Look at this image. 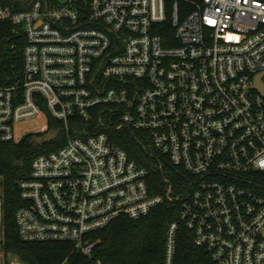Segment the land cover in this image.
Listing matches in <instances>:
<instances>
[{"label":"built area","instance_id":"1","mask_svg":"<svg viewBox=\"0 0 264 264\" xmlns=\"http://www.w3.org/2000/svg\"><path fill=\"white\" fill-rule=\"evenodd\" d=\"M0 25L15 38L0 143L43 138L50 119L67 135L19 183L23 243L108 264L93 233L180 201L158 264H177L180 228L214 264H264V0H0ZM75 119L143 133L188 192L151 194L147 170L106 133L71 137Z\"/></svg>","mask_w":264,"mask_h":264},{"label":"trees","instance_id":"2","mask_svg":"<svg viewBox=\"0 0 264 264\" xmlns=\"http://www.w3.org/2000/svg\"><path fill=\"white\" fill-rule=\"evenodd\" d=\"M14 41L11 27L0 25V68L13 62L10 48ZM47 131L57 133V138L46 144L38 142L42 135L35 134L25 136L18 143H0V255L5 264L14 257L25 264H88L82 256L71 255L69 244H27L18 235L15 215L22 206L19 183L29 177L32 162L37 156L56 151L67 143V135L60 122L50 119ZM100 132L106 133L131 160L147 170L151 194H163L170 185L175 196L186 195L189 177L160 157L143 133L125 128L107 131L97 121L75 119L71 121L69 135L84 138L88 133ZM258 178L264 184V174ZM180 206V201L158 206L137 221L121 217L93 233L92 240L99 241L95 258L108 264L161 263L165 234L168 226L178 220ZM176 263L214 264L203 250L194 246L191 234L183 228L178 233Z\"/></svg>","mask_w":264,"mask_h":264},{"label":"water","instance_id":"3","mask_svg":"<svg viewBox=\"0 0 264 264\" xmlns=\"http://www.w3.org/2000/svg\"><path fill=\"white\" fill-rule=\"evenodd\" d=\"M263 77H264V74L258 75L256 77L254 88L256 90H258L261 94L264 95V86L261 83V80H262ZM56 137H57V133H55V132H49L42 139H38V142H41L42 144H46V143L51 142Z\"/></svg>","mask_w":264,"mask_h":264},{"label":"rangeland","instance_id":"4","mask_svg":"<svg viewBox=\"0 0 264 264\" xmlns=\"http://www.w3.org/2000/svg\"><path fill=\"white\" fill-rule=\"evenodd\" d=\"M0 194H1V191H0ZM0 257H1V258H0V264H2V261H1V260H2V256L0 255Z\"/></svg>","mask_w":264,"mask_h":264}]
</instances>
